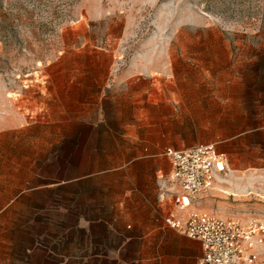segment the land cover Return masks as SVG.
<instances>
[{"label": "rangeland", "instance_id": "374dc122", "mask_svg": "<svg viewBox=\"0 0 264 264\" xmlns=\"http://www.w3.org/2000/svg\"><path fill=\"white\" fill-rule=\"evenodd\" d=\"M143 130L178 143L159 161L214 143L225 170L196 203L264 222V0H0V259L54 232L39 187L94 190Z\"/></svg>", "mask_w": 264, "mask_h": 264}, {"label": "crops", "instance_id": "0c3cea01", "mask_svg": "<svg viewBox=\"0 0 264 264\" xmlns=\"http://www.w3.org/2000/svg\"><path fill=\"white\" fill-rule=\"evenodd\" d=\"M122 139L129 148L126 160L101 171L103 176L94 178V190L86 186L85 178L71 179L63 188L37 189L31 209L51 212L47 221L54 232L37 237L27 254L8 253L0 264H197L202 255L200 243L163 221L168 212L181 213L161 199L169 185L159 174L167 169L165 177L171 180V167L166 157L157 160L159 155L152 148L178 143L153 142L151 132L145 130ZM199 144L207 143L195 145ZM75 158L82 162L85 157ZM41 192L52 198L45 203ZM190 210L203 211L196 197ZM138 242L171 244L174 249L137 250Z\"/></svg>", "mask_w": 264, "mask_h": 264}, {"label": "built area", "instance_id": "2783aa9c", "mask_svg": "<svg viewBox=\"0 0 264 264\" xmlns=\"http://www.w3.org/2000/svg\"><path fill=\"white\" fill-rule=\"evenodd\" d=\"M164 156L170 163L172 185L163 190L161 199L181 215L168 212L163 221L168 228L200 243L202 255L197 264H257L264 245V222L243 224L235 218L190 210L194 198L221 172L222 156L216 145L167 148Z\"/></svg>", "mask_w": 264, "mask_h": 264}, {"label": "bare ground", "instance_id": "6f19581e", "mask_svg": "<svg viewBox=\"0 0 264 264\" xmlns=\"http://www.w3.org/2000/svg\"><path fill=\"white\" fill-rule=\"evenodd\" d=\"M224 170H225V168H224V166L222 165V167H221V172L224 171Z\"/></svg>", "mask_w": 264, "mask_h": 264}]
</instances>
